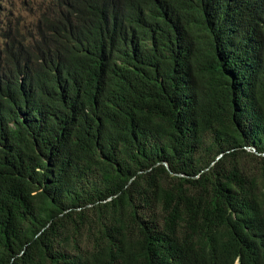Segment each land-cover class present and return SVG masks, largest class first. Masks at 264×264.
Masks as SVG:
<instances>
[{"label": "trees", "instance_id": "trees-1", "mask_svg": "<svg viewBox=\"0 0 264 264\" xmlns=\"http://www.w3.org/2000/svg\"><path fill=\"white\" fill-rule=\"evenodd\" d=\"M0 264H264V0L2 30Z\"/></svg>", "mask_w": 264, "mask_h": 264}, {"label": "rangeland", "instance_id": "rangeland-1", "mask_svg": "<svg viewBox=\"0 0 264 264\" xmlns=\"http://www.w3.org/2000/svg\"><path fill=\"white\" fill-rule=\"evenodd\" d=\"M48 0H0V32L10 26L34 31ZM222 154L217 156V159Z\"/></svg>", "mask_w": 264, "mask_h": 264}, {"label": "clouds", "instance_id": "clouds-1", "mask_svg": "<svg viewBox=\"0 0 264 264\" xmlns=\"http://www.w3.org/2000/svg\"><path fill=\"white\" fill-rule=\"evenodd\" d=\"M9 28H16V27H14V26H10ZM8 28V29H9ZM19 28V27H18ZM4 30H7V29H4ZM22 30V29H21ZM22 31H25V30H22Z\"/></svg>", "mask_w": 264, "mask_h": 264}]
</instances>
